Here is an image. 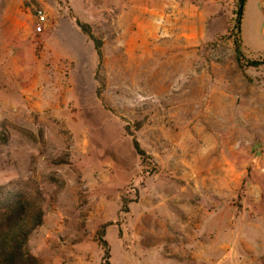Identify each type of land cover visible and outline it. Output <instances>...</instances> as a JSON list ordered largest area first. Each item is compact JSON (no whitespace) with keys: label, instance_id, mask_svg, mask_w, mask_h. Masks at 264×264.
<instances>
[{"label":"rangeland","instance_id":"obj_1","mask_svg":"<svg viewBox=\"0 0 264 264\" xmlns=\"http://www.w3.org/2000/svg\"><path fill=\"white\" fill-rule=\"evenodd\" d=\"M52 2L0 24V203L42 206L40 264H264L258 0L239 47L238 0Z\"/></svg>","mask_w":264,"mask_h":264},{"label":"trees","instance_id":"obj_2","mask_svg":"<svg viewBox=\"0 0 264 264\" xmlns=\"http://www.w3.org/2000/svg\"><path fill=\"white\" fill-rule=\"evenodd\" d=\"M248 0H238L235 11V26L238 33L237 47L242 42V25ZM85 27V25H83ZM244 63V59L239 57ZM246 64L253 67L264 65V58L248 59ZM136 146L140 148L138 142ZM42 206L30 205L24 200H6L0 203V264H40V259L31 252L29 238L31 233L43 223ZM107 244V241H105ZM109 257V250H107ZM108 264H111L107 260Z\"/></svg>","mask_w":264,"mask_h":264},{"label":"crops","instance_id":"obj_3","mask_svg":"<svg viewBox=\"0 0 264 264\" xmlns=\"http://www.w3.org/2000/svg\"><path fill=\"white\" fill-rule=\"evenodd\" d=\"M21 1L22 0H0V24L4 23L6 25L7 23H10V26H8L10 33L4 34L8 37H11L13 36V34H16L15 31L21 25L20 17L17 15V11L20 8ZM40 1L42 2L41 4L42 6H44L45 9L46 7L50 8L53 3L52 2L53 0H40ZM258 4L260 8L259 9V20H260V23H264V1L258 0ZM259 42L256 41V43H259Z\"/></svg>","mask_w":264,"mask_h":264},{"label":"built area","instance_id":"obj_4","mask_svg":"<svg viewBox=\"0 0 264 264\" xmlns=\"http://www.w3.org/2000/svg\"><path fill=\"white\" fill-rule=\"evenodd\" d=\"M38 21L34 25V30L37 33H42L46 27V14L42 11V9L37 10Z\"/></svg>","mask_w":264,"mask_h":264}]
</instances>
